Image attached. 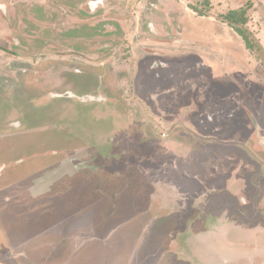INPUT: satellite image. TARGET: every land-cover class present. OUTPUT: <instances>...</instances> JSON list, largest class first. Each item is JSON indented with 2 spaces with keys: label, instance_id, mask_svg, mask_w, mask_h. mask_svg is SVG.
Listing matches in <instances>:
<instances>
[{
  "label": "rangeland",
  "instance_id": "rangeland-1",
  "mask_svg": "<svg viewBox=\"0 0 264 264\" xmlns=\"http://www.w3.org/2000/svg\"><path fill=\"white\" fill-rule=\"evenodd\" d=\"M100 10L0 30V263L264 264V0Z\"/></svg>",
  "mask_w": 264,
  "mask_h": 264
},
{
  "label": "flooded vegetation",
  "instance_id": "flooded-vegetation-1",
  "mask_svg": "<svg viewBox=\"0 0 264 264\" xmlns=\"http://www.w3.org/2000/svg\"><path fill=\"white\" fill-rule=\"evenodd\" d=\"M107 3H108V0H78V1H74V0H52V1L50 0H10L9 3L6 0H0V30L3 29L5 25L7 28V31L10 34H12L15 32V27H16L15 23L19 22V25H22L25 27H29L30 25L31 28L34 29L32 30V32L36 30L35 33L38 36H42V38H44V36L46 37L49 32L46 29L42 28L41 23L43 22L48 23L55 19L62 20L64 19L63 17H65L66 15L73 16V14L74 15L75 14L76 15H87L89 17H94V16L97 17L98 13L101 11L100 9H105V6L107 5ZM50 4L51 6L49 7L48 5ZM43 14H45L46 16H43ZM29 15L34 16L32 21H30ZM27 20H29L30 23L27 24ZM27 29H30V28H22V30H27ZM3 38H6L4 42L10 43V41H12L13 43L12 45H14V47L19 46V44H16L17 43L16 39L12 37H8V36L3 37ZM0 52H3V53L10 52L11 53L13 52V50L8 48L7 46L0 45ZM40 56L41 58H43V57H47L48 55L46 53H41ZM32 61L34 63L37 62L39 64L38 65L39 68L48 67L52 65L50 64L51 62L52 63L57 62V61H50V60L39 61L37 60V58ZM71 95H72L71 93H66L64 94V97L67 98ZM53 96L57 97V96H61V94L59 95L53 94ZM91 96L92 95L88 96L90 100H92V98L94 99L99 98V97H91ZM42 106L44 105L36 103L35 109H38L39 111L44 108ZM58 113L60 114V118H61L62 115H61L60 109H58ZM25 122L28 123V121L26 120ZM16 123L17 121H15L14 124ZM46 123L47 121H45L43 125H45ZM19 125L21 126L22 124L20 123ZM17 129H21V128H18L16 126V130ZM23 134L25 133H21V135ZM258 147L259 149L257 148L255 149L256 154L260 156L264 155V146L260 143ZM0 176H1V173H0ZM200 205H198L193 210V218L196 217L197 215L199 216L201 212L202 213L204 212L205 207L202 206L203 208H199ZM198 212L200 213L198 214Z\"/></svg>",
  "mask_w": 264,
  "mask_h": 264
},
{
  "label": "trees",
  "instance_id": "trees-1",
  "mask_svg": "<svg viewBox=\"0 0 264 264\" xmlns=\"http://www.w3.org/2000/svg\"><path fill=\"white\" fill-rule=\"evenodd\" d=\"M247 8L229 11L223 18L227 25L244 40L246 48L251 52H256L260 47L258 43L255 42L253 35L249 33L245 27L249 21L247 17ZM200 16H204V14L200 13Z\"/></svg>",
  "mask_w": 264,
  "mask_h": 264
},
{
  "label": "crops",
  "instance_id": "crops-1",
  "mask_svg": "<svg viewBox=\"0 0 264 264\" xmlns=\"http://www.w3.org/2000/svg\"><path fill=\"white\" fill-rule=\"evenodd\" d=\"M239 196H241L240 194H239ZM202 223H204V220L203 221H201ZM204 226V224L202 225V227Z\"/></svg>",
  "mask_w": 264,
  "mask_h": 264
},
{
  "label": "water",
  "instance_id": "water-1",
  "mask_svg": "<svg viewBox=\"0 0 264 264\" xmlns=\"http://www.w3.org/2000/svg\"><path fill=\"white\" fill-rule=\"evenodd\" d=\"M0 173H1V171H0Z\"/></svg>",
  "mask_w": 264,
  "mask_h": 264
}]
</instances>
